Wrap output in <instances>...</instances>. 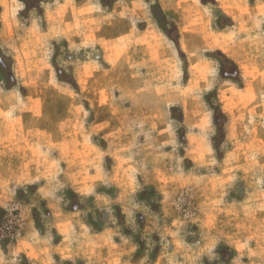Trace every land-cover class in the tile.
I'll use <instances>...</instances> for the list:
<instances>
[{"label": "rangeland", "instance_id": "rangeland-1", "mask_svg": "<svg viewBox=\"0 0 264 264\" xmlns=\"http://www.w3.org/2000/svg\"><path fill=\"white\" fill-rule=\"evenodd\" d=\"M0 56V264H264V0H0Z\"/></svg>", "mask_w": 264, "mask_h": 264}, {"label": "flooded vegetation", "instance_id": "flooded-vegetation-1", "mask_svg": "<svg viewBox=\"0 0 264 264\" xmlns=\"http://www.w3.org/2000/svg\"><path fill=\"white\" fill-rule=\"evenodd\" d=\"M0 63L3 67H5V63H3L2 59L0 60Z\"/></svg>", "mask_w": 264, "mask_h": 264}, {"label": "bare ground", "instance_id": "bare-ground-1", "mask_svg": "<svg viewBox=\"0 0 264 264\" xmlns=\"http://www.w3.org/2000/svg\"><path fill=\"white\" fill-rule=\"evenodd\" d=\"M6 6H7V5H6ZM230 15H231V16H234L235 14H233V13H230Z\"/></svg>", "mask_w": 264, "mask_h": 264}, {"label": "water", "instance_id": "water-1", "mask_svg": "<svg viewBox=\"0 0 264 264\" xmlns=\"http://www.w3.org/2000/svg\"><path fill=\"white\" fill-rule=\"evenodd\" d=\"M0 60H1V56H0Z\"/></svg>", "mask_w": 264, "mask_h": 264}]
</instances>
